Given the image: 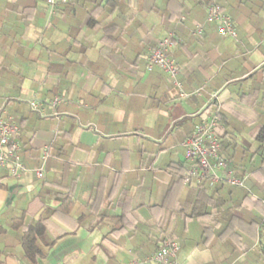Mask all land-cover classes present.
<instances>
[{
    "label": "crops",
    "instance_id": "0c3cea01",
    "mask_svg": "<svg viewBox=\"0 0 264 264\" xmlns=\"http://www.w3.org/2000/svg\"><path fill=\"white\" fill-rule=\"evenodd\" d=\"M204 5L0 0V111L20 126L27 170L0 169V264H153L170 239L179 264H264V0H219L235 38L212 25L192 35ZM168 35L180 88L145 68ZM55 98L48 119L29 107ZM215 112L220 154L243 186L202 194L182 180V144Z\"/></svg>",
    "mask_w": 264,
    "mask_h": 264
},
{
    "label": "built area",
    "instance_id": "2783aa9c",
    "mask_svg": "<svg viewBox=\"0 0 264 264\" xmlns=\"http://www.w3.org/2000/svg\"><path fill=\"white\" fill-rule=\"evenodd\" d=\"M75 0H45L46 4L55 8L57 6L68 5ZM205 19L200 25L192 30V35L200 36L205 26L212 25L216 28L217 34L221 37L235 38L236 30L229 15L222 10L219 0H205ZM175 41L172 35L161 39L146 57L145 68L151 72L155 68L170 80L174 85L180 88L176 78L178 68L176 63L170 57V50L174 47ZM182 97L185 95L180 93ZM213 99V97H212ZM215 99V98H214ZM60 99L55 98L48 104L32 101L29 107L32 111L40 114L45 119L50 115L45 114V107L48 105L54 110ZM53 117L59 115L52 113ZM218 112L207 115L193 129L191 135L182 144L184 157L190 162V166L183 175V182L189 186H203L206 184L209 188H214L220 184H227L232 187H242L240 179L233 176L228 170V161L220 154L221 142L217 133ZM20 126L16 121L3 110L0 111V169L7 172L10 177L18 178L27 170L24 167L19 150L18 137ZM49 157V148L44 147L41 150L39 167L33 170L36 178L44 176V165ZM179 251V245L174 240H166L158 247L156 252L147 261L153 264H179L175 258ZM129 264H136L135 262Z\"/></svg>",
    "mask_w": 264,
    "mask_h": 264
},
{
    "label": "trees",
    "instance_id": "16d2710c",
    "mask_svg": "<svg viewBox=\"0 0 264 264\" xmlns=\"http://www.w3.org/2000/svg\"><path fill=\"white\" fill-rule=\"evenodd\" d=\"M174 41H175V40H174ZM219 121H220V114H218V122H219ZM256 141H257L258 143H262V142L264 141V127H262V128L260 129L259 133L257 134V136H256ZM263 169H264V168H263ZM185 171H186V170H185ZM185 171L181 174L182 180H183V175H184ZM181 172H182V170H181ZM199 191H200V193L204 194L206 190H204V189L202 188V186H199ZM70 197H71V191H70V193L68 192V195H67V197H66V201H67V203H68V208H69V201L71 200ZM261 227L263 228L262 230H263V232H264V224H263V223H261ZM38 228H39V226L36 225L35 227L30 228V229L28 230L27 234H26L25 237H24V242H23L25 247H26L27 245H29L30 242H32V240H33V235L38 233ZM262 235H263V234H262ZM31 239H32V240H31ZM170 240H171V239H170Z\"/></svg>",
    "mask_w": 264,
    "mask_h": 264
}]
</instances>
